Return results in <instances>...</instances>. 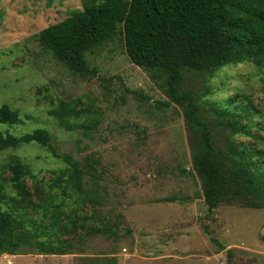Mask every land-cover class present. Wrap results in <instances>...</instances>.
<instances>
[{"label":"rangeland","instance_id":"1","mask_svg":"<svg viewBox=\"0 0 264 264\" xmlns=\"http://www.w3.org/2000/svg\"><path fill=\"white\" fill-rule=\"evenodd\" d=\"M81 7L82 0H0V106L19 116L15 123L0 122V134L41 128L51 136L49 146L31 142L0 151L3 204L28 230L46 229L48 235L35 241L70 245L65 254H0V264H100L113 258L116 264H226L227 250L232 264H264V209L220 203L206 216L182 110L130 61L118 35L87 50L96 71L91 77L69 72L40 46L42 28ZM186 78L184 86L203 105L233 111L240 124L264 136L261 67L245 61ZM60 102L73 109L71 116L52 113ZM94 118L97 126L85 129ZM234 141L253 151L264 169V140L236 133ZM65 157L84 169L78 186L70 183ZM16 159L29 170L22 175L24 197L5 168ZM82 215L89 219L71 231L69 219ZM91 225H106L113 235L82 228Z\"/></svg>","mask_w":264,"mask_h":264},{"label":"trees","instance_id":"2","mask_svg":"<svg viewBox=\"0 0 264 264\" xmlns=\"http://www.w3.org/2000/svg\"><path fill=\"white\" fill-rule=\"evenodd\" d=\"M114 35L122 40L130 61L147 71L169 102L181 108L192 169L202 182L206 216L210 217L220 203L264 209V169L253 151L235 144L234 135L242 133L262 140L264 136L255 134L248 124H240L229 109L213 103L205 107L192 89L184 86L188 74L211 75L223 66L245 61H252L264 72V0H82L80 9L42 28L36 39L69 72L91 77L96 71L87 62V50ZM60 105L52 113L71 116L73 109L63 102ZM18 121L15 111L0 106V122ZM97 123L94 118L85 129L95 128ZM50 138V133L41 128L20 135L0 134V151L31 142L49 146ZM65 158L71 168L70 183L78 186L84 169L77 161ZM86 163L92 169L88 160ZM5 168L18 195L24 197L22 175L29 173L28 167L16 159ZM59 181L58 175L53 182ZM2 187L0 254L69 253L70 245L45 247L43 241H35V237L39 240L38 236L46 237L48 232L45 228L39 234L28 230L24 220L4 206ZM87 219L89 215L69 219L71 231L79 225L78 220L84 223ZM57 223L58 218H53L50 227L55 228ZM82 228L88 234L114 232L106 225ZM63 231L69 230L65 227ZM26 248L33 252H25ZM226 255V264H232L233 252L227 250ZM100 264H116V259H101Z\"/></svg>","mask_w":264,"mask_h":264}]
</instances>
